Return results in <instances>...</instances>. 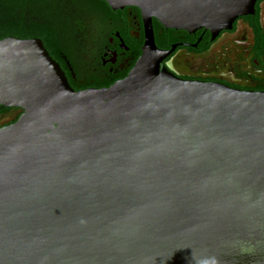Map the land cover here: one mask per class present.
<instances>
[{
	"label": "water",
	"instance_id": "obj_1",
	"mask_svg": "<svg viewBox=\"0 0 264 264\" xmlns=\"http://www.w3.org/2000/svg\"><path fill=\"white\" fill-rule=\"evenodd\" d=\"M105 1L146 31L109 87L0 39V264H264V92L176 76L153 27L217 31L254 0Z\"/></svg>",
	"mask_w": 264,
	"mask_h": 264
},
{
	"label": "flooded vegetation",
	"instance_id": "obj_2",
	"mask_svg": "<svg viewBox=\"0 0 264 264\" xmlns=\"http://www.w3.org/2000/svg\"><path fill=\"white\" fill-rule=\"evenodd\" d=\"M153 27L155 42L166 53L163 62L176 76L264 92V0H254L249 12L217 31L166 28L156 18ZM145 40L140 8L109 5L102 24H88L77 34L78 55L63 54L60 65L75 90L109 87L128 76Z\"/></svg>",
	"mask_w": 264,
	"mask_h": 264
},
{
	"label": "trees",
	"instance_id": "obj_3",
	"mask_svg": "<svg viewBox=\"0 0 264 264\" xmlns=\"http://www.w3.org/2000/svg\"><path fill=\"white\" fill-rule=\"evenodd\" d=\"M105 0H0V39L39 37L50 55H78L77 34L88 24L103 23ZM11 108L0 103V116Z\"/></svg>",
	"mask_w": 264,
	"mask_h": 264
}]
</instances>
